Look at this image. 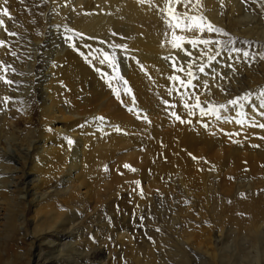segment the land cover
I'll list each match as a JSON object with an SVG mask.
<instances>
[{
    "label": "bare ground",
    "instance_id": "1",
    "mask_svg": "<svg viewBox=\"0 0 264 264\" xmlns=\"http://www.w3.org/2000/svg\"><path fill=\"white\" fill-rule=\"evenodd\" d=\"M83 1L72 0L77 6ZM90 1H97L104 11H91L85 19L73 24L85 32L91 31L101 36L113 30L117 36L108 37L121 42H129L131 38L137 40L129 44L130 53L121 64V73L129 84L128 94L132 95L131 106H126V112L130 111L133 118L119 111L116 115L100 110L109 102H115L112 100L114 97L106 98L105 101L103 97L119 85L117 78L112 76L109 57L101 49L78 39L58 47L48 38L50 45L54 47L53 54L51 53L53 61H48L46 73L49 79L46 98L47 102L50 101V108L46 109L45 116L42 113L47 120V128L37 140L29 138L28 145L24 148L3 147L13 150L19 165L10 170L14 173V181L9 185L11 189L0 187V195L4 199L0 202V264H59L60 259L67 256L70 261L75 256L76 248L65 241L67 236L63 234L70 231L69 222H66L65 216H42L46 202L50 203L63 195H68V199L85 198L93 190L101 191L107 186L108 189L111 188V185L102 183L116 182V186H120L119 190H124L134 200L136 207H142L141 202L144 200L134 198L135 196H143L153 188L151 186L160 184L170 175H176L181 181L185 179L188 165L198 155L195 153L191 157L190 152H194L197 144L205 142L206 130L220 134L223 142L225 137L220 132L222 129H229L230 133L239 138L236 147L224 150V161L227 167L232 166L233 169L223 173L222 181L226 182V191L232 198L238 196L235 182H231L230 177L236 174V169L242 170L248 165L252 173H264V99L261 98L264 89L252 87L247 100L240 97L237 104L223 103L224 107L221 108L211 97V93H215L216 97L218 95L223 98V93L220 94L221 82H214L211 69L203 67L204 70L200 71L195 60L181 53L183 50H179L181 54L179 53L177 60L173 56L168 57L174 58L172 66L171 62H167V57L164 60L166 64L153 58L154 56L151 58L139 53H162L173 47L167 44V36L173 34V28L168 27L169 18H160V14L156 13L154 17L152 13L156 21L153 26L156 32L151 34V25L145 32L141 27L145 25L146 17L135 12V4L131 0H124L122 3L116 0ZM70 6L60 5L55 18H60L63 12L73 16L74 9L72 6L70 9ZM161 9L163 10L162 7ZM174 9L179 14L202 12L213 25L221 24L233 32L252 36L260 44H264V19L250 14L243 0H194L188 8L183 4H175ZM2 11L0 20L4 23L0 25V38L7 26ZM158 30H167V33L163 34ZM200 32L196 28L191 31L175 29V35L186 39H192ZM103 68L108 73L100 72ZM189 70L193 74L191 85L187 83ZM207 76L210 83L204 84L203 78ZM241 94L243 93H239ZM118 96L127 97L123 92ZM78 98H81V104H78ZM197 104L199 107H196ZM24 120L33 126V118ZM176 125L177 131L172 135L154 131L160 126ZM124 127L126 133L115 131ZM135 128L143 134L133 133ZM31 130L35 134L34 126L27 131ZM69 139L73 142L71 145L68 144ZM3 149H0L1 152ZM106 159L114 161L110 172L105 170ZM246 178L251 179L248 176ZM246 178L240 175V181L236 182L241 191H254L264 185V181H256L254 178L251 182H245ZM98 191L93 195L97 196ZM69 218L70 221L73 219ZM29 231H33L36 237L32 236L34 241L26 244ZM191 236L189 234L187 239L183 238L188 245L184 250L185 264H264V223L249 225L246 230L234 229L232 234L223 230L215 235L210 230H203L194 241ZM38 242L39 250L35 252ZM44 244L47 245V257L43 256L45 250L40 249ZM51 250L55 252L49 253ZM64 251L68 253L66 256Z\"/></svg>",
    "mask_w": 264,
    "mask_h": 264
},
{
    "label": "rangeland",
    "instance_id": "2",
    "mask_svg": "<svg viewBox=\"0 0 264 264\" xmlns=\"http://www.w3.org/2000/svg\"><path fill=\"white\" fill-rule=\"evenodd\" d=\"M92 1L94 2V0ZM116 1L122 3L124 0ZM131 1L135 4V12L142 13L143 15L140 14V16L146 17L145 25L141 26L144 32L148 30L150 25L152 26L151 34L156 32L153 27L156 23L155 13L160 14V18L166 17L169 18L168 20H172L166 8L170 6L169 0H161L163 3L159 1L161 4L158 0ZM243 1L246 3L247 11L250 14H256L264 19V0ZM193 3L194 0H190L186 8ZM64 4L72 6L74 15L70 16L68 12H63L60 14V18H55V13L60 11L59 6ZM98 5L97 1L92 3L90 0H84L78 5L79 7L74 5L72 0H3L2 3L0 2V11L7 9L9 13V15H5L7 26L3 33L4 39L2 35L0 38V41L5 42L3 46H0L1 150L4 145L24 148L28 145L29 138L34 137L37 140L47 128V120L44 116L50 108V101L47 102L46 98L49 82L46 73L48 61L50 60L49 63L53 61L51 57L54 47L50 45V39L54 43L53 45L56 46L57 44L58 47L78 39L101 49L109 57L113 75L111 72L110 74L117 78L119 85L116 86L115 90H112L113 92L110 91L103 97L104 101L114 97L112 100L115 102H109L100 110L102 112L110 111L116 115L119 111L125 116L127 114L129 118H133L130 111V113L126 112V106H131L132 95L128 94L129 84L121 73L123 66L121 64L124 62V57L130 53L129 44L135 43L137 40L131 38V42H121L118 39L108 37L110 35L117 36L113 30L101 36L95 35L91 31L85 32L73 24L85 19L91 14V11L92 13L104 11L101 5L96 7ZM222 6L224 7V4ZM96 8L98 9L96 10ZM174 13H178V10L174 9ZM203 14L202 12H192L189 15L206 18ZM149 16L150 18H148ZM206 19L209 21L208 18ZM214 25L229 35L209 32L205 27L204 31L200 32L201 34H195L192 39H186L183 36V40L179 41L180 47L173 46V34H170L167 36V44L173 46L170 47L171 49L156 54L141 53L140 51L139 53L151 58L154 56L153 58L164 63H166L164 60L167 57V62H171L172 66L173 59L176 58L177 60L180 56L179 53L183 50L181 53L195 60L198 68L211 69L215 83L221 82L220 94L223 93V98L218 97V95L216 97L215 93H211L212 99L220 105L223 103L231 105V101L248 94L254 87L264 89V58H261L264 56V44H260L252 36L233 32L221 24L215 23ZM168 27H170L169 24ZM158 31H162L163 34L167 33V30ZM10 33H15V35ZM176 36L180 37V35ZM230 39L234 41L231 44L227 43ZM190 40H209L219 43H210L209 45L197 43L196 46H193L188 42ZM234 49H240V51ZM125 51L126 54H124ZM243 52H248L249 56L245 57ZM170 56L174 58H168ZM100 72L108 73L105 68L101 69ZM4 77L13 83H5ZM197 81L200 82L199 79ZM203 82L204 84L205 82L210 83L208 76L203 78ZM252 87L253 89H250ZM119 92H123L127 97H119ZM239 93L243 94L239 95ZM5 97L11 99L4 101L3 98ZM80 99H77L78 104L82 102ZM28 117L33 118L35 134L32 133V130L27 131L30 130V127L33 128L32 124L24 122V119ZM115 131L126 133L127 130L124 127L115 129ZM154 131H163L172 135L177 131V125L175 127L160 126ZM220 132L225 137V142L221 140L220 134L211 130L205 131V142L197 144L194 147V152H190L193 154H190L191 157L195 156V153L198 155L188 165L187 175L183 181L179 180L176 175H170L160 184L151 186L154 189H150L143 196H135L134 198L144 200L141 202L142 207H136L134 200H131L124 190L120 191V186H116V182L102 183V185H111V188L108 189L107 186L101 191L93 190L91 194L93 197L91 195L81 199L73 197L71 200L66 198L68 195H63L50 203L46 202L42 216L50 218L65 216L67 219H64L69 222L70 228V231L67 230L63 233L67 236L65 241L77 249H75L76 253L73 250L74 258L69 261L67 260L68 256L62 257L59 264H185L184 250L188 245L183 238L187 239L189 234L192 235L194 241L197 236L203 233V230H210L215 235H219L220 231L223 230L232 234L234 229L246 230L249 225L264 223V185L254 191L246 192V190L241 191L236 184L237 181H240V175L244 178L246 176L251 179L254 178L256 181H264V173H252L248 165L244 167L245 169H236V174L230 177L231 182H235V191L238 196L232 198L226 191V182L222 181V178L223 173L233 169V167H227L224 159L225 151L236 147L239 138H236L237 135L234 133H230L229 129H222ZM133 133L143 134L141 130L136 128ZM131 148H133L132 145ZM1 150L0 187L10 188V183L14 181V173L10 170L19 164L16 162L17 156L14 155L12 149H3V152ZM106 160L107 170L110 172L114 167V161ZM250 180L246 178L245 182ZM96 191H98V197L93 195ZM3 200L0 195V202ZM69 217L73 219L70 221ZM32 232L29 231L26 244L32 242L36 237ZM45 246L47 247L46 244L42 245L44 249L41 247L40 249L45 250L43 256L47 257ZM38 250L39 242L35 252ZM54 252L55 250L49 251V253ZM66 253L64 251L63 254ZM201 257L204 256L201 255Z\"/></svg>",
    "mask_w": 264,
    "mask_h": 264
},
{
    "label": "snow or ice",
    "instance_id": "3",
    "mask_svg": "<svg viewBox=\"0 0 264 264\" xmlns=\"http://www.w3.org/2000/svg\"><path fill=\"white\" fill-rule=\"evenodd\" d=\"M143 2V0H142ZM190 0H169V4L170 6L168 7L167 11H168V15L170 17H172V20L169 21L170 27L173 28V46L174 47H180V43L179 41L183 40V37H179L175 35V29L177 28H181L182 30L185 31H191L193 28H196L198 30H200L201 32L204 31L205 27L207 29V31L209 32H215L218 34H222L225 36H228L229 34L227 32H225L223 29L216 27L215 25H213L211 22L207 21V19L205 17L202 16H195V15H189L188 12H184L183 14H173L174 11V5L175 4H183L185 7H187V3H189ZM197 2H199V0H197ZM4 15H9L8 10L4 9L3 10ZM175 21L174 23L172 21ZM3 20H0V25H3ZM11 35H15V33H10ZM189 43H191L193 46H196L197 43H202L204 45H209L210 43L212 44H216L219 43L218 41H209V40H190L188 41ZM234 41H232L231 39L229 41H227V43L231 44ZM4 42L0 41V46H3ZM235 51H240V49H234ZM243 55L245 57L249 56L248 52H243ZM261 58H264V56H262ZM203 67L200 68V71H203ZM181 71H183V69H181ZM188 76H189V80L187 81V83L189 85H191V78H192V72L189 70L188 71ZM178 79V78H176ZM5 83L11 84L13 83L10 80H7L6 77H4ZM181 83L183 84L184 81H181ZM249 95H245L244 97H241L240 99L243 100H247L249 98ZM261 98L264 99V92L261 93ZM11 98L5 97L3 98L4 101H7ZM239 101L238 100H233L230 103L235 105L237 104ZM196 107H199V104L196 105ZM221 108H223L224 106L221 105ZM177 119H179V117H177ZM205 127H207V125H205ZM73 142L69 139L68 140V144L71 145ZM125 167H130L129 165H125ZM107 170V169H105ZM139 183V182H137Z\"/></svg>",
    "mask_w": 264,
    "mask_h": 264
}]
</instances>
